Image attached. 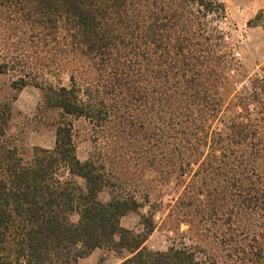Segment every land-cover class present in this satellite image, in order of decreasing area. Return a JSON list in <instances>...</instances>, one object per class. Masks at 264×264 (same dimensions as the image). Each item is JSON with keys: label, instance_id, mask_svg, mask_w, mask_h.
<instances>
[{"label": "trees", "instance_id": "obj_1", "mask_svg": "<svg viewBox=\"0 0 264 264\" xmlns=\"http://www.w3.org/2000/svg\"><path fill=\"white\" fill-rule=\"evenodd\" d=\"M215 7L211 0H0L23 55L0 63V72H18L17 88L39 89L42 108L61 116L55 148L25 161L10 139L12 104L0 95V264H78L103 249L128 252L120 264H263L264 150L233 158L225 144L249 136L236 122L226 137H212L210 154L200 150L210 139L194 112L227 70L203 24ZM256 21L264 28V11ZM80 119L100 131L107 154L79 159ZM222 158L233 166L221 170L228 180L221 196L212 172ZM133 165L190 177L180 205L198 244L153 251L146 246L153 218L143 231L122 226L141 208L125 187L138 178ZM226 202L233 209L219 217Z\"/></svg>", "mask_w": 264, "mask_h": 264}, {"label": "rangeland", "instance_id": "obj_2", "mask_svg": "<svg viewBox=\"0 0 264 264\" xmlns=\"http://www.w3.org/2000/svg\"><path fill=\"white\" fill-rule=\"evenodd\" d=\"M211 1L215 2L216 11L208 15L203 24L212 36V44L217 54L226 57L224 62L227 70L224 80L212 88L210 100L205 99L194 112L196 120L200 121L201 128L205 130V134H202L206 136L209 133L210 139L200 150L203 156L210 154L212 137H226L230 133V127L236 122L245 124V133L249 136L243 142H228L224 147L230 148L233 158H240L253 149L264 150V28L256 21L257 15L264 11V0ZM10 17L7 10L0 8V63H18L23 60L22 52L17 47V35L10 27L13 26ZM53 70L50 75L55 83L57 71ZM60 75L67 83L70 72H62ZM19 78L20 74L11 68L0 72V95L12 104L10 139L23 159L30 161L36 149L55 148L56 127L61 116L58 112L42 108V93L39 89L33 86L17 88L15 83ZM74 126L77 154L81 161L85 162L90 156L96 157L109 152L100 131L89 121L80 119L75 121ZM215 153L224 155L220 148ZM222 160L221 164H215L212 172L216 175L212 177L213 189L221 196L223 193H218L220 189L223 186L228 187V180L222 169H232L233 166V162L229 163L224 158ZM225 163L227 165L224 167ZM122 168L124 169L120 166ZM132 168L135 171L141 170L137 165ZM193 168L198 169L197 166ZM138 174V178L125 187L128 192L137 194L141 208L137 213L125 217L122 226L129 230L143 231L153 218L155 229L146 243L153 251L163 252L172 246L198 244L199 241L190 231V224L186 222V212L189 209L180 205L190 177L177 174L166 177L147 166ZM109 198V192L105 191L102 199L108 201ZM221 208L218 215L222 218L233 209L229 202L224 203ZM129 256L128 252L118 254L111 249L96 250L78 264H120Z\"/></svg>", "mask_w": 264, "mask_h": 264}]
</instances>
